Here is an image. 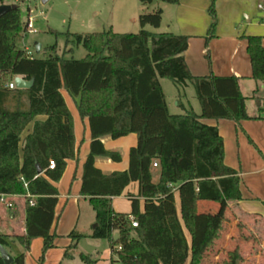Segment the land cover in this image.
Returning a JSON list of instances; mask_svg holds the SVG:
<instances>
[{
  "label": "trees",
  "instance_id": "16d2710c",
  "mask_svg": "<svg viewBox=\"0 0 264 264\" xmlns=\"http://www.w3.org/2000/svg\"><path fill=\"white\" fill-rule=\"evenodd\" d=\"M139 1L145 8L139 15V33L119 34L109 29L73 34L72 40L69 36L67 52L72 54L75 47L82 46L87 55L81 60L59 56L56 46L49 48L45 59L29 57L19 47L26 32L20 8L0 18V195L30 194L34 199L31 206L26 198V234L16 237L25 252L14 257L12 264H25L26 253L36 238L43 239L44 253L55 246L57 236L51 229L59 191L43 174L54 161L53 182H59L67 161L77 154L73 117L62 89L80 98V114L90 121L92 143L84 164L81 194L96 213L91 238L108 240L117 255L111 264H186L190 246L185 229L192 237L191 264H198L210 238L227 219L228 204L242 200L240 177L224 162L223 138L217 127L203 122L227 119L240 123L248 119L240 79L193 76L184 56L189 36L146 29H159L163 19L162 9L147 13V6L156 2L177 5L180 0ZM215 2L212 0L213 23L207 42L217 25ZM2 5L5 0H0ZM245 39L252 78L264 84V38ZM17 76L34 80V86L8 89L9 81ZM160 79L172 81L179 89L193 86L201 114L193 110L170 114ZM38 116L47 119L35 121ZM33 121V132L25 138L21 155L22 134ZM130 134L138 136V144L130 151L129 169L104 174L96 167V159L119 162L121 155L106 150L102 138L116 140ZM132 183L139 186L138 195L129 196L132 211L117 213L112 199L120 197ZM140 199H144L143 211ZM201 202L219 206L212 214L205 207L199 210ZM131 218L138 227H133ZM70 237L73 244L66 257L83 238L75 232ZM0 244L8 245L1 235ZM81 258L86 264H94L89 256ZM234 259H242L238 247ZM43 261L44 256L40 264ZM0 264H5L1 257Z\"/></svg>",
  "mask_w": 264,
  "mask_h": 264
},
{
  "label": "crops",
  "instance_id": "0c3cea01",
  "mask_svg": "<svg viewBox=\"0 0 264 264\" xmlns=\"http://www.w3.org/2000/svg\"><path fill=\"white\" fill-rule=\"evenodd\" d=\"M243 1L241 5H243L245 1H248L246 3L247 7L250 6V1L257 2L259 9L260 2L258 0ZM124 2L131 3L132 9L127 18L121 21L111 20L107 23L108 28L113 31H117V27L119 26H126L135 22L139 23V15L145 9L139 0H125ZM159 3L160 2L153 4V11L159 8L163 10L162 24L159 29L153 28L154 31H148L153 33H173L189 36L188 48L184 54L187 66L193 76H207L209 63L206 55L208 56L210 54V50H208L210 44H208L206 36L211 22L207 16V2L205 0H180L177 5L164 2H161V4ZM243 8L244 10L246 9L244 6ZM167 16L170 19V24L166 27L168 28L167 30H170L169 32L163 31L164 29L162 28L164 18ZM260 19L264 21L263 10H260L259 20ZM146 29L148 28L146 27ZM244 42L247 50V40L244 39ZM240 47V45L237 47L235 55H239L238 52ZM42 48L43 47H41V51ZM243 55L241 54V57L234 61L227 69L226 73H221L222 75L216 76H236L240 79L239 86L241 93L247 98L246 110L248 119L242 120L240 123L227 119H206L203 121L207 125L218 128L224 143V162L228 167L234 169L238 173L241 180L240 188L242 200L228 204L227 219L231 221L229 224V226H231V235L228 236L227 233H224V242L228 240L232 242V238L236 237V229L238 228L239 222L248 224L249 221H255L257 224L262 225L261 227L264 226V88L263 83L257 82L251 77L252 65L251 67L247 65ZM14 79L15 78H12L10 81ZM168 81L173 87L171 88L170 94H167L165 90L163 79L160 80V84L166 97L169 113L172 115H180L188 110H193L196 114H201L196 104L192 103V100L196 97L194 87L189 85L184 89H179L172 81ZM62 94L73 117L77 154L74 159L67 161L66 169L59 182H53V171L49 170L43 174L59 191L55 221L51 229V233L55 234L57 237L54 242V248L48 251L50 254H47L49 259H53V262H59V264H78L76 257L79 259L78 261H80V263L86 264L81 258L84 254L79 255L75 253L78 250L79 243L76 248L69 251L68 257H66L65 254L73 244V240L70 237L73 232L83 236V238L86 236L92 239L91 236L94 231V226L96 225V213L91 207L89 199L81 194L84 164L91 151L92 135L89 118L82 117L79 111L80 98L72 97L66 89H62ZM171 106H173L174 109H172ZM46 119V116H38L35 121H45ZM35 121L30 123L22 134V141L20 143L21 155L23 154L24 140L33 132ZM102 143L106 150L119 153L121 155V161L115 162L110 158L98 157L95 162L96 167L104 174L127 171L130 166V151L133 147L137 146L138 136L136 134H130L116 140L107 136L102 138ZM155 181L157 182L158 180L155 179ZM138 193L139 186L137 183L129 185L120 197L112 199L114 210L117 213L130 214L132 211V204L129 196H137ZM122 199H127L130 202V210L128 212L119 209L118 201ZM11 201L15 204V209L13 210L0 204V235L7 241L8 245L5 247L9 253L13 257H16L23 253V246L17 241L16 237L26 234L27 199L25 195H15L11 198ZM140 202V208L141 211H143L144 199H140ZM176 205L180 214V199L178 194L176 196ZM218 206L219 204L213 202H201L199 203V210L205 207L210 209L212 214H215ZM253 228H251V230L255 232L256 230ZM83 232L87 234L83 235ZM185 235L190 246L189 258L186 264H191L192 237L186 229ZM260 238L261 237L256 233L254 240ZM236 239L238 240V235ZM92 240L100 241L106 239ZM214 242L215 238L212 236L207 245H211V243ZM248 242L251 243V240ZM98 245L99 244L95 242L93 243V248L95 249L91 251V255L89 256L90 259L94 261V264H100L99 258H95V254L99 253L97 251ZM109 246L110 260L107 264H111L112 260L117 259V255L113 252L110 242ZM222 247L223 244L221 243L214 251H210V248L206 246L202 256H207L205 259L209 260V262L218 264L219 260L224 255ZM52 250H55V252H51ZM201 261L202 259L198 264H200ZM25 264H27V259ZM204 264L209 263L205 262Z\"/></svg>",
  "mask_w": 264,
  "mask_h": 264
},
{
  "label": "rangeland",
  "instance_id": "374dc122",
  "mask_svg": "<svg viewBox=\"0 0 264 264\" xmlns=\"http://www.w3.org/2000/svg\"><path fill=\"white\" fill-rule=\"evenodd\" d=\"M125 0H5V5H16L21 10V18L23 23H27L29 16L34 20L35 31L33 33H23V39L19 43V47L28 49L30 53L39 59H45L49 56V48L52 46L57 47L59 56L65 59L81 60L87 54L86 50L82 47H75L74 52L69 54L67 52L66 43L70 36L72 40L73 34H89L100 33L107 31L108 24L111 20H123L127 18L132 9V4L124 2ZM207 2V16L211 20L209 29L212 26L213 18L211 15L212 0H205ZM243 0H216L214 9L217 18V25L214 31V36L208 41L210 54L208 60V75L216 76L226 73L227 69L234 63L235 60L244 56L247 65L251 67L249 56L244 42L245 37L258 36L264 38V21L260 17V10L258 9L257 2L250 1V6L247 7ZM157 3V2H156ZM161 4V2L159 3ZM243 6L246 8L244 10ZM153 5L147 6V13L153 11ZM169 17L164 18L163 31L167 30ZM125 25V24H124ZM147 30L154 31L150 26ZM208 29V31H209ZM141 30L138 22L126 26L117 27L115 33L119 34H137ZM208 31L207 36L208 37ZM36 44L42 45V51L36 52ZM239 55L236 54L238 46ZM237 53V54H238ZM252 68V67H251ZM252 70V69H251ZM222 71V72H221ZM220 73V74H217ZM253 75V71H252ZM222 77V76H219ZM252 77V76H251ZM162 80V79H160ZM165 90L170 94L172 85L168 80H164ZM199 111H201V104L197 97L192 100ZM172 109L173 106H171ZM155 179L159 180L158 171H155ZM158 182V181H157ZM119 209L128 212L130 210V202L127 199L118 201ZM124 212V213H126ZM228 222V223H227ZM230 220L226 219L219 225L217 232L213 235L215 242L207 245L210 251H214L219 244H223V257L219 260L218 264H264V226L257 224L255 221H249L248 224H243L239 229L237 228L236 237L232 238V242H224V233L228 236L231 235L229 224ZM254 227V228H253ZM255 229L256 233L261 237L256 239V233L251 230ZM86 235L87 233H82ZM233 234V233H232ZM238 235V240L236 239ZM252 235V237H251ZM249 236V237H247ZM251 240V243L248 242ZM99 244L97 247L98 254L95 258L100 260V264H107L110 260V246L106 240L93 241L85 236L79 242L77 254L91 255L93 243ZM217 245V246H216ZM253 245V248H252ZM239 248L241 260L234 259L236 248ZM23 251L24 247L22 248ZM49 251V250H48ZM48 251L44 253L42 238H36L31 242L30 251L26 253L27 264H40L42 257L44 261L42 264H59L53 262V259L48 258ZM51 252H55L52 250ZM48 253V254H47ZM99 255V256H97ZM207 256H202L200 264L209 262L205 259ZM78 264L80 261L76 257ZM204 260V261H203Z\"/></svg>",
  "mask_w": 264,
  "mask_h": 264
},
{
  "label": "water",
  "instance_id": "95a60500",
  "mask_svg": "<svg viewBox=\"0 0 264 264\" xmlns=\"http://www.w3.org/2000/svg\"><path fill=\"white\" fill-rule=\"evenodd\" d=\"M48 0H44L46 3ZM19 8L16 5H2L0 6V18L4 16L7 12ZM41 44H36V52H41ZM15 85L17 89H31L34 86V80H26L25 78L21 76H17L14 79ZM39 174H42L41 170H38ZM96 225L94 226V228ZM119 239V235L115 234V240L117 241ZM0 257L4 261L5 264H12L14 262V257L9 253L7 248L0 244Z\"/></svg>",
  "mask_w": 264,
  "mask_h": 264
},
{
  "label": "built area",
  "instance_id": "2783aa9c",
  "mask_svg": "<svg viewBox=\"0 0 264 264\" xmlns=\"http://www.w3.org/2000/svg\"><path fill=\"white\" fill-rule=\"evenodd\" d=\"M16 1H19V0H16ZM259 9L264 11V3H260L259 4ZM34 31H35V28H34V20L29 16L28 21L26 23V32L27 33H33ZM25 50H26L27 55L29 57H34L27 49H25ZM6 87L8 89H10V90L16 89V85H15L14 80L10 81L7 84ZM263 88H264V84H263ZM153 166L156 168L158 166V164L157 163H154ZM55 167H56V163L54 161H51L50 162V165H49V169L50 170H54ZM25 186L27 187V184H25ZM13 196H15V195H6V194L0 195V204L3 205V206H5V207H7L8 209H11V210L15 209V204H14L13 201H11V198ZM26 198H29L30 199L29 204L31 206H33L34 205V199H33V197L30 194H27L26 195ZM131 220H132L133 227H135V228L138 227V222L134 218H131Z\"/></svg>",
  "mask_w": 264,
  "mask_h": 264
}]
</instances>
